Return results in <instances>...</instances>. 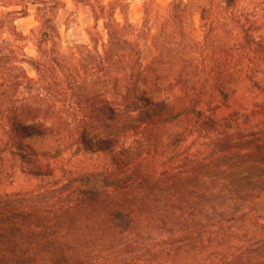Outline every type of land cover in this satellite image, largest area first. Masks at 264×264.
Segmentation results:
<instances>
[{
    "label": "trees",
    "instance_id": "trees-1",
    "mask_svg": "<svg viewBox=\"0 0 264 264\" xmlns=\"http://www.w3.org/2000/svg\"><path fill=\"white\" fill-rule=\"evenodd\" d=\"M71 1L65 48V0H0V264H264V0ZM242 93L254 124L217 114Z\"/></svg>",
    "mask_w": 264,
    "mask_h": 264
},
{
    "label": "rangeland",
    "instance_id": "rangeland-1",
    "mask_svg": "<svg viewBox=\"0 0 264 264\" xmlns=\"http://www.w3.org/2000/svg\"><path fill=\"white\" fill-rule=\"evenodd\" d=\"M109 1V0H106ZM161 5H167L170 0H156ZM250 0H244L242 7L244 6L247 8L249 6ZM130 2V10H129V17L131 21L133 22H139L143 17V4L145 0H129ZM230 2V0H217V3L215 4V12L216 14H219L222 12V10L226 7V5ZM65 8L61 9L59 11L58 17H57V24L59 26L62 38H63V46L66 48L68 45L71 44H86L88 43V37L86 34V28L93 23V17L90 9L82 4H76L75 2L71 0H65ZM31 15L25 18H21L17 21V26L20 31H22L25 35H29L30 30L32 27L36 25L35 18L33 16L34 9L31 6ZM70 16V20H67V18ZM193 24L196 28V35L197 37L201 38L202 28L200 26L201 24V15L195 14L193 17ZM23 47L25 54L27 56V62L32 59L36 55L35 46L32 42V40L27 37V39L23 42ZM264 66V64L262 65ZM24 67L30 77H36V74L33 70V68L30 66L29 63H25ZM262 78H264V75H261ZM252 96V95H251ZM239 99L236 100V103L229 107H224L220 111H218V116L223 118L230 116V119L232 122H234L235 115L238 114V118L240 122L242 123H249L253 121V114H252V105L253 100L251 99L250 95L247 93H242L239 97ZM229 113H232L228 115ZM66 158L64 165L66 168H70V164H74L73 161H76V158H70V156L64 157ZM78 163L79 168H87L89 166H92L94 164H97L99 162L98 158H79V161H76ZM35 163L32 162L29 164V166L34 165ZM62 175L61 171L58 170L55 172V176L59 178ZM39 183L34 181L32 178L16 174L15 177L11 182H8L6 186V190L9 192H14L20 189H26V188H34Z\"/></svg>",
    "mask_w": 264,
    "mask_h": 264
}]
</instances>
